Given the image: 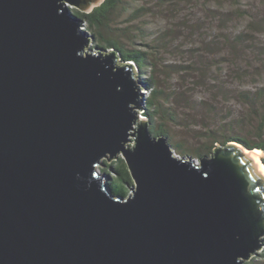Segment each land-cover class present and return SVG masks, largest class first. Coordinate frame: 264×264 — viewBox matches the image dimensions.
I'll list each match as a JSON object with an SVG mask.
<instances>
[{"label":"water","instance_id":"water-1","mask_svg":"<svg viewBox=\"0 0 264 264\" xmlns=\"http://www.w3.org/2000/svg\"><path fill=\"white\" fill-rule=\"evenodd\" d=\"M103 1L0 0V264L250 261L263 249L264 155L229 144L196 165L151 137L134 68L87 51L72 13ZM119 157L125 197L97 171Z\"/></svg>","mask_w":264,"mask_h":264},{"label":"rangeland","instance_id":"rangeland-1","mask_svg":"<svg viewBox=\"0 0 264 264\" xmlns=\"http://www.w3.org/2000/svg\"><path fill=\"white\" fill-rule=\"evenodd\" d=\"M181 1L123 0L109 21L110 28L120 38H125L126 30L122 31L123 28H131V34L127 38H130L129 42H133L125 46L148 49L154 53V61L158 63L154 79L163 93L159 100L160 113L154 120L153 128L167 133L166 141L175 157L191 159L198 165L200 160L196 158L195 152L212 144L205 135L208 133L206 128L221 132L222 128L234 126V133L251 141L257 140L255 132L258 120L254 114H250L248 105L242 100V93L264 86V52H260L263 55L250 52L242 54L239 49L232 55L226 50L223 52L220 24L212 16H205L197 6L185 7L186 4ZM257 1L248 0L246 8H253ZM139 8H142V17L134 24H129L131 14ZM262 9L264 11V5ZM83 29L89 33L91 40L87 51L96 50L97 39L86 25ZM224 32L227 35L228 31ZM145 45H149V48H145ZM258 45H264V38L259 37ZM116 56L117 62L123 64L118 53ZM131 65L136 72L135 81L139 85L138 70L135 65ZM187 65L194 72L182 68ZM146 74H149V70ZM220 87L224 94L218 92L221 91ZM140 93L144 94V98L143 106L140 105L142 111L135 109L138 120L146 119L143 109L148 92L142 87ZM129 146H133V137L126 144V147ZM262 154L264 155L263 152ZM261 159L258 158L260 163ZM113 161L115 160H102L101 166L97 168L99 174L104 175V182L112 178L114 173L108 171L106 174L101 169L106 170V165L113 164ZM262 252H257L255 257L243 264H264Z\"/></svg>","mask_w":264,"mask_h":264},{"label":"trees","instance_id":"trees-1","mask_svg":"<svg viewBox=\"0 0 264 264\" xmlns=\"http://www.w3.org/2000/svg\"><path fill=\"white\" fill-rule=\"evenodd\" d=\"M122 2L123 0H104L99 6L93 8L92 11L87 14L80 13L76 10H72V13L83 19L88 30H90L93 37L97 39L95 48L105 51L112 50L118 53V57L121 59L122 63H131L136 66L140 77L138 83L148 92L143 109V116L150 126L148 127L149 133L153 138H166V132L162 130L155 131L153 128L154 120L160 113L159 109L161 104L159 100L163 93V90L154 79V70L158 68V63H156L153 58L154 53L148 49L141 50L135 47L131 48L125 46L133 42V40L129 42L130 38H127L131 34V28L126 27L122 29V31L126 30L125 38H120L112 31V28H110V16L118 10ZM181 2L182 4H186L184 5L185 7L197 6L199 10L205 13V16H209L210 18L212 16L217 24H220V31L222 33L220 39L223 42V52L226 50L227 53H231V55L236 49H239L242 54H248L249 52L252 54H262L260 52H264V45H258L259 37L262 39L264 38V11L262 9L264 0H258L257 3L255 2L256 4L254 7L249 9L246 8L248 0H204L202 3L200 0H182ZM141 13L142 8L136 9L135 13L131 14L132 20L129 21V24L132 25L139 20L140 17H142ZM180 20L182 22H187L182 19ZM183 24L184 23H182V27L184 28L185 26ZM224 31H228L227 35ZM140 38H144V36H140ZM145 48H149V45H145ZM232 66L234 68L237 67L236 65ZM182 68H187L189 71L194 72L193 68H190V65ZM147 70H149L150 75L146 74ZM144 76L147 77L144 78ZM220 88L221 91L218 92L224 94L222 87ZM242 94L244 96L242 100L248 105L250 114H254V117L258 120L255 132L257 140L251 141L248 138L234 133L235 128H232L234 126L222 128L221 132L206 128L208 133L205 135L212 144L208 148L200 151L197 150V152H195L197 159L201 160L209 157L218 146L226 147L232 143L239 144L249 151L258 149L264 153V86L251 92H243ZM261 161L264 165V158H262ZM112 163L113 164L107 165L104 163L107 169H101V171L103 173L108 171L114 173L112 178L107 181L108 187L112 194L125 197L129 193V187L132 186V179L122 158H118ZM262 244L263 252L261 256L264 257V239Z\"/></svg>","mask_w":264,"mask_h":264},{"label":"bare ground","instance_id":"bare-ground-1","mask_svg":"<svg viewBox=\"0 0 264 264\" xmlns=\"http://www.w3.org/2000/svg\"><path fill=\"white\" fill-rule=\"evenodd\" d=\"M219 37V36H218ZM125 64V63H124ZM131 64V63H130ZM137 115V114H136ZM236 145V144H235ZM237 146H239L240 147V145L238 144ZM245 152H252V153H254V154H258L259 153V151L258 150H252V151H249V150H245ZM106 160V159H105ZM257 161H258V163H259V166H260V168H261V170H262V172H263V174H264V167L262 166V164L259 162V160L257 159Z\"/></svg>","mask_w":264,"mask_h":264},{"label":"clouds","instance_id":"clouds-1","mask_svg":"<svg viewBox=\"0 0 264 264\" xmlns=\"http://www.w3.org/2000/svg\"><path fill=\"white\" fill-rule=\"evenodd\" d=\"M141 87V86H140ZM142 88V87H141ZM264 166V165H263Z\"/></svg>","mask_w":264,"mask_h":264}]
</instances>
